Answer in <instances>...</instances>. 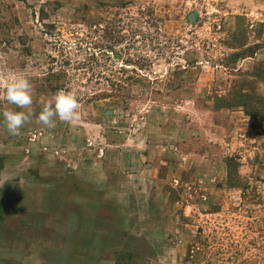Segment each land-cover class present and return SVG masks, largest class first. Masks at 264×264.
<instances>
[{
    "label": "rangeland",
    "instance_id": "374dc122",
    "mask_svg": "<svg viewBox=\"0 0 264 264\" xmlns=\"http://www.w3.org/2000/svg\"><path fill=\"white\" fill-rule=\"evenodd\" d=\"M0 179V264H264V0H0Z\"/></svg>",
    "mask_w": 264,
    "mask_h": 264
},
{
    "label": "clouds",
    "instance_id": "9594fccd",
    "mask_svg": "<svg viewBox=\"0 0 264 264\" xmlns=\"http://www.w3.org/2000/svg\"><path fill=\"white\" fill-rule=\"evenodd\" d=\"M3 99L21 111L7 110L2 113L3 123L12 136H18L33 115V92L28 77L23 74L14 73L7 79L3 91ZM78 97L75 91H60L48 100L40 111L37 120L47 127L55 126V119L62 122H71L79 119ZM5 179H0V188L3 187Z\"/></svg>",
    "mask_w": 264,
    "mask_h": 264
}]
</instances>
